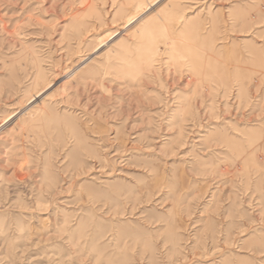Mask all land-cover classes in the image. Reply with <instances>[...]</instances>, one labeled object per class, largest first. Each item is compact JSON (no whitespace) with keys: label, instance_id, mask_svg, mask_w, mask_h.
Listing matches in <instances>:
<instances>
[{"label":"rangeland","instance_id":"rangeland-1","mask_svg":"<svg viewBox=\"0 0 264 264\" xmlns=\"http://www.w3.org/2000/svg\"><path fill=\"white\" fill-rule=\"evenodd\" d=\"M155 1L0 0V264H264V0Z\"/></svg>","mask_w":264,"mask_h":264},{"label":"bare ground","instance_id":"bare-ground-1","mask_svg":"<svg viewBox=\"0 0 264 264\" xmlns=\"http://www.w3.org/2000/svg\"><path fill=\"white\" fill-rule=\"evenodd\" d=\"M164 0H157L154 2L153 5H151L150 7V11L146 12V14L150 13L151 11L153 12ZM159 12V11H158ZM152 14V13H151ZM137 21H139V18L138 19H134V20H131L126 26H124L120 33H117L115 37H119L122 35V33L132 29V27H134L133 25H135L136 23H138Z\"/></svg>","mask_w":264,"mask_h":264}]
</instances>
